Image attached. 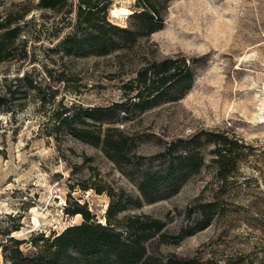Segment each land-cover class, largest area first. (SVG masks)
I'll return each mask as SVG.
<instances>
[{"label": "rangeland", "instance_id": "1", "mask_svg": "<svg viewBox=\"0 0 264 264\" xmlns=\"http://www.w3.org/2000/svg\"><path fill=\"white\" fill-rule=\"evenodd\" d=\"M38 1L0 0V21L13 16L10 28L19 27L0 61V264L12 254L7 238L23 241L19 248L29 255L41 244L38 234L84 220L70 214L76 203L104 224L112 200L117 219L145 214L165 223L146 242L149 255L264 264V0H154L160 28L113 36L107 52L63 43L89 32L80 0H67L68 14L39 9ZM109 1L91 22L105 14L120 27L137 24L110 14L113 6L140 9L136 0ZM169 31L175 39L161 35ZM166 58L179 59L181 68L185 59L191 69V79L166 95L178 99L125 108L143 89L137 74ZM62 106L77 114L74 126L100 141L108 128L126 135L129 163L112 160L100 141L56 130ZM173 143L199 166L174 194L135 208L133 180L158 168V155ZM223 146L228 154L217 163ZM207 203L216 213L199 229Z\"/></svg>", "mask_w": 264, "mask_h": 264}, {"label": "trees", "instance_id": "2", "mask_svg": "<svg viewBox=\"0 0 264 264\" xmlns=\"http://www.w3.org/2000/svg\"><path fill=\"white\" fill-rule=\"evenodd\" d=\"M154 0H136V6L140 9L133 11L130 18L137 21L130 27H120L110 23L105 19V14L101 17L100 23L91 22L95 15L105 11L110 3L109 0H80L79 17L85 15V22L89 27V32L79 37H68L63 43L81 47L83 44L107 52L114 48L113 36L129 33L147 36L157 31L160 26L161 17ZM67 0H39V9H50L64 14L71 13V7L65 10ZM17 21L13 16L5 22L0 21V61L7 58V40L14 37L19 31V27L10 28ZM9 28V30H5ZM109 45V46H107ZM166 58L159 62L144 67L137 75V82L143 87L133 96L134 101L128 106H136L141 109L151 107L159 103L162 99L166 101L177 100L178 97L166 96L172 88L180 87L185 81L191 79V69L186 65L185 59ZM24 80L31 86L28 76ZM126 104V103H125ZM127 110V109H125ZM89 115V111H85ZM77 114H72L70 109L62 106L56 113L58 126L67 128L76 137L89 140L92 138L100 141V136H95L89 129L74 126L73 122ZM113 129H106L102 137V148L107 156L117 163H129L130 158L127 152V140L129 139L121 131L112 133ZM222 137L223 144L229 143V138ZM173 143L168 146L165 152L160 153V166L148 169L134 179V184L138 190V197L135 199V208L141 207L142 203H153L157 200L168 197L179 189L181 184L187 179L188 172L199 166V162H193V157L189 152H178L174 150ZM229 150L223 147L217 150V163H221ZM221 166V164H220ZM221 179L225 174H218ZM111 195V194H109ZM112 198V197H111ZM113 200L108 205L105 223L101 224L93 220L88 210L81 204L76 203L77 208L70 214L81 213L84 220L75 225L64 228L60 233L45 235L38 234L36 238L41 244H33L35 252L25 255L20 250L23 241L15 240L13 237L7 238L6 243L12 244V254L8 257V264H196L195 259L176 258L171 255L167 258L149 255L146 249V242L160 234L165 223L148 215H129L120 219L114 216ZM214 205L207 203L200 208L201 220L198 227L201 229L208 224L215 215ZM189 232L186 235H190ZM7 247V245H4Z\"/></svg>", "mask_w": 264, "mask_h": 264}, {"label": "bare ground", "instance_id": "3", "mask_svg": "<svg viewBox=\"0 0 264 264\" xmlns=\"http://www.w3.org/2000/svg\"><path fill=\"white\" fill-rule=\"evenodd\" d=\"M132 10L126 6H113L111 9H110V14L115 17V18H122V17H127L129 16L130 14H132ZM115 13V14H114ZM259 110L261 111L260 113V118H262L263 122H264V107L263 106H260ZM36 223H38L37 220H35Z\"/></svg>", "mask_w": 264, "mask_h": 264}, {"label": "clouds", "instance_id": "4", "mask_svg": "<svg viewBox=\"0 0 264 264\" xmlns=\"http://www.w3.org/2000/svg\"><path fill=\"white\" fill-rule=\"evenodd\" d=\"M180 24H181V27H183L184 22L181 21ZM161 35H167V36H169V37H172V32L169 31V32H167V33H161ZM172 38L175 39L174 37H172ZM200 83H202V81L198 80V81H197V84H200ZM189 99H191V96L189 97Z\"/></svg>", "mask_w": 264, "mask_h": 264}, {"label": "snow or ice", "instance_id": "5", "mask_svg": "<svg viewBox=\"0 0 264 264\" xmlns=\"http://www.w3.org/2000/svg\"><path fill=\"white\" fill-rule=\"evenodd\" d=\"M115 14V13H114Z\"/></svg>", "mask_w": 264, "mask_h": 264}]
</instances>
